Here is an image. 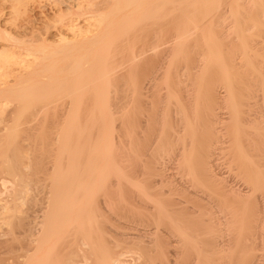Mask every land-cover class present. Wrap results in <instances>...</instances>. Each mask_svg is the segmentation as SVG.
I'll list each match as a JSON object with an SVG mask.
<instances>
[{"label":"bare ground","instance_id":"bare-ground-1","mask_svg":"<svg viewBox=\"0 0 264 264\" xmlns=\"http://www.w3.org/2000/svg\"><path fill=\"white\" fill-rule=\"evenodd\" d=\"M227 1L228 0H107L104 1L102 3L106 6V8H89V9L87 8L88 14L94 13L95 17L98 18L97 22L99 23V26L94 35H90L87 37L85 36V38L81 41V44H79V46L78 45H76V47L73 46L71 50L72 54H70L69 56L67 55L66 57H62L61 59H58L56 57V60H52V61L51 58L55 57L52 56L53 54L52 55L49 54L51 56L47 55V57L42 56L43 61H40L41 64L36 63V65L33 67H31L30 65L29 67H31V69L28 68L30 72H28V74L26 73H24V75L22 74L21 76L23 77L21 76L15 77L14 80L12 79L14 82H11L12 80H9V82L11 83L8 82V79H6L5 76L4 77L6 83L5 80L1 79V81L4 83L0 84V103L1 104L3 103L4 105L3 104L2 105L4 107L0 106V108L1 109L5 107L7 108L8 103L9 104L11 103V107L15 105L14 108L8 106L11 108V109L8 108L9 109L8 112H6V109L1 110L3 111L1 112L2 114L6 113L5 117L4 115L0 114V116L4 117V119L3 118L2 120L0 119V182H2L0 186L3 187V189H1L2 187H0V196L5 195L6 197V198L3 197L4 199L0 198V203H2L3 201L5 202V203L3 202V204H0V221L1 223H3L8 227V229L6 228V231L8 233L5 234H7V236H9L8 234H10V239L11 236L12 239L11 240L7 239L8 238L7 237L6 240L13 241L11 242V244H14L18 240L17 237L15 238V235L17 234L14 233L15 227L17 226V228H19L18 225H20V227L22 228L25 225L24 223L25 219L22 218V215L24 214L25 211L23 212L22 210L23 208L20 209V207H23L24 205L25 206L29 205L31 206V208H33L32 206L38 202V198L36 194L38 193V190L40 191L42 188L49 189V191L46 194V197L44 198L47 203V206L45 208L46 210L44 212V215L42 216L43 217L42 218L43 220L41 222L42 224L40 223L42 225L40 234L37 231L39 235L38 238L36 237L37 236L36 235L34 238L37 239L36 240L33 239L32 241L31 238L33 237L29 235L31 237L30 238L27 235L28 233L25 234L26 230L23 232L24 234L22 233L23 235L25 236L27 235L28 238L31 239L28 241L32 242V243L30 242L32 247L34 244V247L33 248L31 247L32 253L28 254L29 252L27 251H29L30 249L28 250L26 248L27 249L26 253L28 254V256H26L27 259L23 264H125L123 260L124 250L122 249V246L126 248L125 244H127L128 241L129 243L133 242V241L130 242L129 240L132 237L130 238L129 234L119 233L120 231L114 229L115 227L112 224V222L115 221L117 218L126 217L127 215L129 216L138 215L140 220H142V223H144L145 224L144 226L146 227L142 231V234L140 233V235H136L133 238L138 240L136 241V243L142 242V240H144L143 238H148L149 242L148 243L145 242L146 245H144V247H141V245L139 246L135 245L133 248L132 246L133 249L131 252V253H135V252L142 253V256L145 258L143 264L144 263L152 264L154 257L150 256L151 251H153V253L154 252L156 253V257L158 253V255L159 256L161 255L160 257L162 258L164 253L167 252L164 251L165 248L167 250L168 248L167 246H170V248L172 247L173 249V252H168V254L172 253L171 256L176 258L174 259L176 261L172 260L174 264H199L200 261H202V259L199 258H203L205 255L204 254L205 251H202L203 249L200 250L201 247L203 246L201 245L203 242L199 244L201 246L200 249H198L197 248L199 246L198 243L201 241L198 242L196 241V236L194 235V233L193 236L190 232L189 234H191V236L188 235L187 232L188 225L185 227L184 225L185 223H183V221L187 220V219L184 220L183 218L184 217L183 211H187L186 210L187 206H185V208L180 207L183 204L181 205V202L178 203L179 201L178 199L176 203L179 204L180 206L175 204V202L167 204V202L165 201L166 198L162 200L161 199L162 196L157 197L158 194L156 196L154 195L155 193L152 194L151 193V190H153L152 183L150 182L151 183L150 184L148 182L149 180L148 181L146 180V177H148L146 175L147 174L146 171L148 172V170L145 169L146 167H144L143 169V166L141 167V165H139L141 162L143 163L146 162L142 160L143 157L145 158L144 160H146L148 156H151L149 155V153H151L150 151H152L151 150L152 148L154 149V145H152V143L147 142L148 144L143 146L144 148L142 150L143 151L142 154L140 153L141 151L138 153L133 149L134 146L135 148L137 147V145H135L136 144L135 142L137 141V144H139L140 139L141 138L144 139L147 135V131L150 130V123L148 121L150 120V118L148 116H144L148 118L147 119L145 118L146 120H143L144 119L143 114L142 116H138L139 114L137 115L136 113L135 115H133L134 117L130 119L134 121L138 120L137 123L140 121L139 123L142 124L143 132H144L142 136H140L138 133L135 134L134 131H133L134 133L132 131L128 132L127 130L128 120L127 121L125 120V118L128 117V113L130 110L133 111L132 109H134L135 111V108L137 106L141 104L144 105L146 104L144 103L145 101L141 103L144 100L142 99L141 101V98L142 97L144 98V96H146V94L144 95V91H148L147 89L150 86L148 85V87H146L145 89L143 86H141L142 84L140 85L141 79L145 75V70L144 69H142V71L140 70L141 66L144 63V60L147 57V54H145V52L148 51L150 52L151 50L153 51L154 49H155L154 51H156L159 49L158 50L159 53L164 54V52H166L164 48L166 49V47H169L173 43L171 48L174 47V50L172 49L171 52L174 53H172V56L166 54L168 55V59H166V61L170 60V62L169 63L167 62L168 63L167 65L166 63H164L165 66H167L166 68H169L166 69L169 72V70L171 71L170 68L172 67V65L177 63V61L175 60L179 59V54L181 53L182 55H184L182 53V49L183 52L187 51V55L189 54L188 50L190 49L189 47L191 45H189L187 49L186 43L191 44L190 41L195 44L194 45L192 43L194 47L193 51L197 55L196 58L197 59L199 58V60L196 61H199L200 63L199 64L197 62L199 65H197L198 66L197 68L195 66V68L196 69L199 68L201 70L199 71L203 75V76L199 75V78L201 77V79L199 80L201 81L198 80L200 82L198 86L197 83H195L196 87L194 88H196L197 89L196 91H198L196 93L201 94V91L204 89L202 85V79L207 74L218 72L220 73L221 76H224V79L226 78L230 79L234 75L236 77L237 75H240L238 76L237 80L231 78V80L228 79L227 81L226 79L223 81H226V86L229 90L228 92L229 95H227L229 97V100L228 99L226 100L230 101V107L232 108V116L230 117L232 118L230 121L232 122L230 123L232 130L231 142L229 145L230 147L228 146V148H226V152H228V155L232 157L231 162L233 163L235 162L238 165L237 166L238 170L242 169L241 171L240 170L239 171L245 178L247 184L246 187L248 189L246 191V194L240 193L241 190L239 191V193L231 192L232 194L231 197L234 198L235 202L237 201L239 205L240 204L243 205L244 209L243 210L240 209L241 210L240 212H237L236 209H231L230 206L226 204V201L223 200L224 196L221 197V195H219L220 193H218V195L221 198H218L217 197L218 195L215 196L213 194L212 196L211 193H209V195L212 196V202L209 201L210 203L206 204L208 205V207L211 205L210 207L212 208V211L214 209L213 213L210 212L209 215L213 214V216L217 218V219L214 218L213 221L211 217L212 220L211 223L213 225L215 224V227L213 225L211 227H214V229L217 228L214 231L216 237L217 238L218 236L220 237V240L219 239L215 240V237H213L215 241L214 243L217 246L218 250H219L218 244L221 245L225 244L224 242H227L225 245V247L227 248L224 251L229 249L230 245L232 249L233 246L237 245L239 239H237L236 233L239 232L241 233L240 230H242L243 227L242 224L245 222V220L248 219L245 218L246 217L245 215L249 212L250 209L248 208L247 210L245 207L249 205L248 204L249 200L250 199L253 200L252 197L257 198L256 195L259 192L261 194L259 193L260 196L258 197L259 198L263 197L261 199L262 200L264 199V186H263L264 184V56L261 55L263 53L260 54L262 48L264 47V38H262L264 37V35L261 37L262 39L259 38L260 41L257 42L254 41V43L246 42L247 40L252 38L251 37L252 31L250 32V30H253L255 28L254 26H257L256 24L260 22L258 20L259 17L256 19L259 22H257L256 20H255L256 23L252 22L253 25L255 24L252 27L253 29H250L249 27L247 28L246 26V29H249L247 31L242 30L240 28V25H242V23L240 24V22L242 21L244 22V20L238 21L237 27H235L236 25L234 24L235 26L231 32H229L231 30L229 28H228L229 31L224 30L223 27L221 28L220 23L218 24L215 22L217 25L212 23L213 18H209V16H211V13L213 14L215 11H218L219 9L221 10V8H217V7H219L221 3L223 4V2L226 3ZM258 2L260 4L259 7L262 6L261 8L263 9L264 0H258ZM228 3H233L235 5L233 17L235 16L236 19L234 18V21L238 20L239 16L242 17L244 15V9H245L244 7L246 5L244 4L243 1L230 0ZM261 8L259 9L257 7L259 11L261 10ZM245 10H247V7ZM85 11L87 10L85 9ZM224 11L225 10H223V12ZM220 13L223 14L222 12ZM246 14L247 13H245V15ZM261 16H264V14H262ZM263 21L261 22L262 24L260 23L261 27L262 25L264 27ZM236 22L237 21H235V23ZM244 27L245 26L243 23V28ZM261 27L259 30H261ZM257 28H259V26ZM169 30L170 32L172 30V34L173 32L175 33L172 38L173 41H171L172 43L165 42L164 40L165 35L169 34ZM167 37L171 38V36L169 37V35L166 36L167 39L166 41L169 40ZM231 37H233V39H231ZM8 39L10 40V37H8ZM19 43H17L16 40L14 41V45L17 44L18 46L20 45L22 47L31 46L28 45V43L27 44L22 42ZM168 43L170 45H168ZM165 44H167V46H164ZM127 45L131 46V48L130 47L128 48ZM29 48L28 50L31 49ZM171 48H167L166 50H169ZM184 48H186V50ZM0 52H3L2 54H0V58L1 60H3L2 57L5 55L4 54L5 51H0ZM30 52H34V51H30ZM126 52H127L126 55L129 54L128 58H126V60L128 59L130 61L129 69H132L128 71L122 66V64L117 62V58H116L118 54L121 57L122 54ZM167 52L170 54L169 51ZM8 54H11V52L10 53L8 52ZM190 54L192 53L190 52ZM6 57L7 56H4L5 59L4 63L8 62ZM45 58L49 59L50 61L47 65L43 64ZM182 61H180V63ZM185 62L187 63V61ZM1 63L4 64L3 62ZM177 64H175V66L178 68ZM3 66L5 67V65H2L0 70L1 69L4 70ZM175 66H173V68ZM183 68H185L186 71L187 67L183 66ZM175 69L176 68H174V70ZM3 72L5 73V71ZM3 72L2 74H4ZM168 72L165 73H167L168 75ZM176 72L179 73V69ZM174 73H172L173 75L171 76L174 77L175 75ZM4 75L7 76L8 74L6 73ZM177 76L175 77L177 78ZM208 76L209 75H207V77ZM170 79L171 78H169V83L170 81L172 82L174 80L173 78H172L173 80ZM258 79L259 82L257 81ZM116 80H118L119 83L117 81V84H115ZM166 80H168V77L166 78ZM175 80L174 82L179 83L176 84L179 86V87L177 86L178 88H184L182 86L180 87L181 79L179 80V82H177L178 80L177 81ZM204 80L206 83V78L203 79V83ZM25 83L27 84L23 85ZM193 83L194 82H192L191 85H193ZM189 84L187 85V89L190 88L188 87ZM164 86H165L164 89H166L167 85ZM170 86L171 88H173L175 84L173 85V87L171 84ZM191 87L193 88V86ZM167 88H170L169 84ZM187 89L186 91H188ZM234 90H236V92L237 90H241V92L242 91L247 92V93L245 92V95L244 94L242 95L241 93L240 100H245L246 98V100L248 99V101L250 99H255L257 101L254 102L252 101L247 104H245L244 102L243 104L241 103L242 101L241 102L239 101L240 104L238 103V105H235V101L237 99L234 100V97H236ZM179 91L180 89H178V92ZM172 92L170 93L171 96H169L170 94L168 95L167 104L173 102L172 104L176 106L174 107L172 105L171 107L172 108L174 107L175 109L176 107L180 108L181 115L187 117L186 106L188 104L190 105L192 104L191 101L193 100V98L191 101L187 99L188 103H185L186 102L185 99L182 98L183 100H185L182 101V99L181 98H180L181 100L178 99L177 98L178 96L176 97V95L173 98ZM174 93L175 92H173V94ZM150 95H152V93ZM196 95L197 94H195L194 97ZM203 95L204 94H202L201 97ZM205 96L207 97V95ZM209 96L210 94L208 95V97ZM148 97L150 98V96ZM151 97L153 98V96ZM201 97L199 98L200 100ZM259 97H261V99ZM187 98L190 97L187 96ZM58 100H64V101L66 100L67 105H65V102L63 103V105L60 104L61 108L55 105L56 107H58L57 109L60 110L57 113L58 110L55 111L56 108L53 107L52 103H55ZM122 103H124L125 105L123 104L124 106L123 105L121 106L122 108L119 109L121 112H119L117 111V107L119 106V104L121 105ZM147 103L149 102L147 101ZM128 105L130 106L129 108H127ZM196 106L197 105L194 106V109ZM244 106L245 108L247 107V109H245L246 112L243 111ZM139 107L141 108V106ZM166 107L167 109L170 108V106H166ZM189 108L190 106L188 107V109ZM209 108L210 106H208V109ZM167 109L164 110L167 111ZM197 109H199V107ZM197 109H195L196 111L195 110L194 111L197 112L196 114L199 115L198 112L200 111V109L199 110ZM203 109L205 108L203 107ZM208 109L206 107V110ZM136 111L139 112L140 110L136 108ZM194 111L192 112L193 115H194ZM118 112H119V117L121 116L120 117L121 120L117 119L118 117L116 115H118ZM141 112L142 111H140V113ZM166 113L165 115L164 114L163 115L167 116L168 114H170V113L167 114ZM200 113L202 115V112ZM125 114H127V117ZM130 114H134V113L131 112ZM243 114L244 115L247 114V118H245ZM164 116L160 115L159 117L163 118ZM184 116L181 119L185 120ZM204 116H203L204 118L209 119V117H211L212 115L211 113L206 111V114ZM168 117L170 118L169 115L167 116V118ZM23 118H25L26 120L25 119L22 120ZM157 118L158 117H156V122H157ZM165 118L163 119L165 120ZM197 118L199 119L200 117L198 116ZM188 119L189 117L185 121L183 120L186 125L184 126V129H181L180 131L181 132L187 131L186 133L189 132L191 137L189 136L190 140L187 143H185L186 140L185 138L187 137L182 136L180 138L181 142L183 141L182 142L183 144L181 146V149H179V151L177 150L179 153L175 157L180 159V161H178L177 159L178 165L181 168L188 171L187 172L188 174L189 173L190 175L194 174L195 177L199 176L198 178L196 177L195 179L196 181L195 183L198 184V186L199 185L202 186V184H204V182L206 181L207 183H209V185L213 186V188L216 189L220 188L223 185L221 183L223 179L221 180V182L220 180L218 181V179L221 178L216 179V174L215 173L213 174L212 172L213 170L211 169L212 161H211L210 145L208 143L210 149L206 147L207 149L205 150L203 145L202 147L204 148V150L199 149L201 147V142L198 138H195L194 133L196 132V128H194L193 126V124L195 123L190 122ZM191 119L193 121V117H191ZM4 120L5 123L7 124L4 123ZM203 120L204 119L202 118V122ZM211 121L215 126L216 124H221L220 123L221 120L218 119L217 117L215 118V116L211 119ZM10 122H12V124L10 126L4 127L5 129L7 128L6 130L3 129L2 123L3 125H8V123ZM160 122L161 120L159 121V123ZM208 122H210V120ZM190 123L192 125H190ZM157 133H158L157 137H160L159 135H161L162 132L159 131ZM174 133L175 132H173V134ZM181 135L183 134L181 133ZM134 137L136 140V141L134 140L135 142L131 141L134 139ZM159 139L161 140V138ZM194 148L196 150L199 149L198 152L200 151V154L198 153L199 155L197 156V158L195 160L193 159L191 160V158L189 157L186 158L188 152L189 151L192 152ZM123 162L124 164L130 162V164H128L129 166H127V164L124 166L122 165ZM152 171L154 170L152 169ZM155 182L156 181H154V183ZM206 186H208V184ZM127 187L129 190L127 189ZM220 189H218L217 191L223 190L222 188ZM126 191H130L128 194L131 195L130 198L131 202L128 201V203L127 201L125 202L124 199L125 196H123ZM230 191L232 190L230 189ZM221 200L224 201L225 203L222 202ZM257 201H260V199ZM229 202L230 201H228V203ZM235 202L233 203L235 204ZM262 202H264V200ZM260 203L261 202H259L258 204ZM258 206L256 204V207ZM262 207L264 208V206ZM192 208L195 207H191L190 209ZM259 208L257 209L258 211L256 210L257 212L256 216L258 218H260L261 215L264 217L263 208L262 210H260ZM196 209H194V212ZM27 210H29V208ZM188 212H190V210ZM235 213L238 214L240 213V216L239 215L237 216V214ZM191 214L194 215V213ZM191 214L186 215L187 216L186 218H192ZM249 214L250 213H248V216ZM33 218L35 219L36 217ZM27 221H28V217H27ZM22 222L24 224V225L22 224L23 226H21ZM31 222L32 221H29V223ZM208 222L209 221H207V223ZM263 223L264 221L261 222V224ZM31 224L29 226H31ZM33 224H34L33 226H35V223ZM199 224L200 223H198V225ZM149 227L152 228L150 229ZM32 228L33 227L31 226V230ZM3 233L1 235H3ZM162 234L166 238H168L169 236L172 240L170 238L167 240ZM1 235H0V241H2ZM33 235L34 234H32V236ZM158 235H160L161 237L163 236L165 240L161 237L160 238L166 241L164 244L159 243ZM226 235H228L230 238L228 237L227 240H224L223 237ZM237 235L240 237V234ZM23 237L19 239L24 240V238H26ZM28 238H26V240ZM213 238L211 237V239ZM55 239L56 241L54 242ZM211 239L209 238V240ZM6 240L4 241L5 244L7 243ZM217 240H219V242H217ZM204 242L206 243V241ZM8 243L6 244L7 246L5 245L3 246L8 247L9 249L11 244L10 242ZM0 244L2 246V242ZM27 244H28L27 246L29 247L30 246L29 243ZM208 245L209 243L207 244V247H205L206 246L205 245L202 248H204V250H206V248H210V247L212 248V246L208 247ZM12 246L13 245H11V248L13 249ZM127 246L131 248L130 245ZM11 248L9 250H5L6 252L3 254L7 253V255H12V254H8L9 251L12 252ZM190 248L196 250V252H194L193 255L189 253L190 252L189 250H191ZM169 251H171V249ZM208 251L211 250L209 249ZM212 251L214 252L213 249ZM218 253L220 254L221 252ZM3 254H0V257ZM135 254L138 255V253ZM223 254L226 253L223 252ZM240 254L242 255V253ZM142 256L140 255L141 258ZM159 256L158 258H160ZM164 256L163 258H167ZM191 257L193 259L192 262H188L189 258ZM216 257L214 256L215 259ZM2 258L4 259L3 256ZM208 259L211 260V257H208ZM166 260L167 259H164V262ZM168 260L170 262V259ZM167 262L168 261H166V263ZM202 262L204 263V261ZM202 262L201 264H203ZM206 262L207 261L205 260V263ZM226 262L229 263V261ZM0 264H4V261L0 260Z\"/></svg>","mask_w":264,"mask_h":264},{"label":"rangeland","instance_id":"rangeland-1","mask_svg":"<svg viewBox=\"0 0 264 264\" xmlns=\"http://www.w3.org/2000/svg\"><path fill=\"white\" fill-rule=\"evenodd\" d=\"M104 1H107V0H0V51H5L4 52V56H7L6 58H7V63H4V56L2 57L3 58V60H1V58H0V63L1 62H3L4 64H0L1 66H0V68L2 67V65H5V67H4V70L3 69H1L0 70V76H1V74H2V72L3 71H5V73L4 74H8L7 76L6 75H4V74H2V76H1V78H0V84H2V83H4V82H2L1 81V79L2 80H5V77H6V79H8V82H9V80H14L15 79V77H20L22 74L24 75V73H26V74H28V72H30V70H28V68L29 69H31V67H33V66H35L36 65V63L37 64H41L40 63V61H43L42 59H43V57L42 56H46L47 57V55L48 56H51L52 54V56H55V57H53V58H51V61L52 60H56V57L58 58V59H61L62 57H66L67 55L69 56L70 54H72L71 52V50H72V48H73V46L74 47H76V45H78L79 46V44H81V41L85 38V36L87 37V36H90V35H94L95 34V32H96V30H97V28H98V26H99V23L97 22V19L98 18H96L95 17V14L93 13V14H88L87 12H88V9L89 8H106V6L102 3V2H104ZM230 0H228L226 3L225 2H223V4L221 3V5H219V7H217V8H221V10L219 11H215L213 14L211 13V16H209V18H213V22L212 23H214V24H216V23H220V25H221V28L223 27V29L224 30H228L229 31V29H231L229 32H231L232 31V29L234 28V26L235 27H237V25H238V21H242V20H244V22L242 21V22H240V24L242 23V25H240V28L242 29V30H249V29H246V26H247V28L249 27L250 29H253L252 27L255 25H253V23L252 22H255V20L258 18V20L260 21H258V20H256L257 22H259V23H257L256 25L257 26H254L255 28L253 29V30H250V32L252 31V38L251 39H249V40H247L246 42H250V43H254V41L255 42H257V41H260V39H262V38H264V37H262L263 35H264V27H263V25H262V27H261V22L263 21V19H264V16H261L262 14H264V8L262 9L261 7L262 6H260L259 7V2H258V0H241V1H243L244 2V4L246 5L244 8L246 9V7H247V10H248V12H247V10H245L244 8V15H245V13H247L245 16L243 15L242 17L241 16H239L238 17V20H235V21H237L236 23H235V21H234V18H235V16L233 17V15H234V10H235V5L233 4V3H228ZM249 1V2H248ZM247 2V3H246ZM258 3V4H257ZM231 4V5H230ZM222 6V7H221ZM249 6V7H248ZM257 7L260 9L261 8V10L259 11L258 9H257ZM88 8V9H87ZM225 8H227V9H225ZM249 8V9H248ZM85 9L87 10V11H85ZM223 10H225L224 12H223ZM229 10V11H228ZM258 10V11H257ZM105 11H107V10H105ZM104 11V12H105ZM246 11V12H245ZM263 11V12H262ZM213 12V11H212ZM219 12V13H218ZM220 12H222L223 14H221ZM228 12V13H227ZM253 12V13H252ZM261 12H262V14H261ZM227 13V14H226ZM258 13V14H257ZM215 14V15H214ZM225 14H226V16H225ZM220 17H218V16ZM229 15V16H228ZM249 16V17H248ZM252 16V17H251ZM232 17V18H231ZM246 17V18H245ZM215 18V19H214ZM217 18V19H216ZM224 18V19H223ZM241 18V19H240ZM243 18V19H242ZM252 18V19H251ZM232 19V20H231ZM236 19V18H235ZM216 20H219V21H216ZM224 20V21H223ZM254 20V21H253ZM221 21H222V23H221ZM228 21V22H227ZM246 21V22H245ZM216 22V23H215ZM227 22V23H226ZM226 23V24H225ZM233 24V26H232V24ZM243 23H244V28H243ZM246 23V24H245ZM247 23H249V24H247ZM256 23V22H255ZM261 23V24H260ZM263 23H264V21H263ZM223 24H225V25H223ZM235 24V25H234ZM217 25V24H216ZM229 25V26H228ZM259 26V28H257ZM260 27H261V30H259L260 29ZM229 28V29H228ZM257 28V29H256ZM263 28V29H262ZM170 29V28H169ZM6 33V34H5ZM171 34V35H170ZM175 33L173 32V34H172V30H171V32H170V30H169V34H167V35H165V42H171V41H173V35H174ZM169 35V37L171 36V38H168L169 40L168 41H166L167 39H166V36H168ZM261 35V36H260ZM130 36V35H129ZM8 37H10V40L8 39ZM262 37V38H261ZM250 38V37H249ZM256 38V39H255ZM260 38V39H259ZM172 39V40H171ZM231 39H233V37H231ZM247 39H248V37H247ZM255 39V40H254ZM16 40V42L17 43H19V42H22V43H28V45H31V46H28V47H25V46H18L17 44L16 45H14V41ZM20 40V41H19ZM189 42V41H188ZM172 43V42H171ZM190 43L191 44H187L186 43V48L188 49V47H189V45H191L189 48V54L187 55V51L186 52H183V49H182V53L184 54V55H182L181 53V56H180V54H179V59H177V60H175V61H177V63H175V64H177V66H178V68L175 66V64H173L172 65V67L170 68L171 69V71L169 70V72H170V74H169V72L166 70V69H169V68H166L167 66H165V64L164 63H166V65L170 62V60L168 61H166V59H168V55H171L172 56V53H174V52H171V50L173 49L174 50V47L173 48H171L172 47V44L170 45L169 43H168V45H170L169 47H166V49L167 48H171V49H169V50H166L165 48H164V50L167 52V51H169L170 52V54L167 52H164V54L163 53H159V49L158 50H156V51H148V52H145V54H147V57H146V59L144 60V63H143V65L141 66V68H140V70L142 71V69H144L145 70V75H144V77L141 79V82H140V85L141 86H143L145 89H146V87H148V85L150 86V87H148V91H144V95L146 94V96H144V98L142 97L141 98V101H142V99H144L141 103H143L144 101V103H146L145 105L144 104H141V105H139V106H141V108L139 107V106H137L136 108L138 109V110H140V111H142L141 113H140V111L138 112V111H136V108H135V111H134V109H132L133 111H129V113H128V117H127V114H125L126 115V117L127 118H125V120L127 121L128 120V122H127V127L130 129V131H129V129L127 128V130H128V132H135V134H139L140 136H142V134H144V132H143V128H142V124H140L139 122L137 123V121H134V120H130L132 117H134L133 115H135L136 113H137V115L138 116H142V114H143V117L144 116H148L149 118H150V120H148L149 121V123H150V130H148L147 131V135H146V139L144 138V139H140V141H139V144H137V141L135 140V137H134V139L133 140H131V141H134L136 144L135 145H137V147L135 148V146H134V150L136 151V152H140L141 154L143 153V146L144 145H146V144H148V143H152V145H154V149L152 148L151 150L152 151H150L151 153H149V155H151V156H148L147 158H146V160H144L145 158L143 157V161H146L145 163H143V162H141L139 165H141V167L143 166V169H144V167H146L145 169L146 170H148V172L150 173H148L146 170V175L148 176V177H146V180L150 183H152V189L153 190H151V193L152 194H154L155 196L157 195V197H161V199L162 200H164L165 198V201L167 202V204L169 203H174L175 202V204H177L176 202L178 201V203H180L181 202V205L183 204H185L184 206L182 205V206H180L179 204H177L178 206H180V207H184L185 208V206H187L186 207V210L187 211H183V218H184V220L185 219H187V220H185V221H183V223H185L184 225H185V227L187 226V232H188V235H190L191 236V234H192V236H193V233H194V235L196 236V241L198 242V241H201V242H199L198 243V245L200 244V243H202L201 245H203L202 247H204L205 245V247H207V244L209 243V245H208V247H210V246H212V248L210 247V248H206V250H204V248H202L201 247V249H200V246L201 245H197L198 247V249H200V250H202V251H205V255H204V257L203 258H199V259H202V261H204V263L202 262V261H200V263L199 264H201V262L203 263V264H212V263H214V264H227L228 262H226V261H229V263L230 264H256V262H257V264H264V223L263 224H261V222H263L264 220V217L261 215V219L260 218H258L256 215H257V212H256V210L259 208L260 210H262V206H264V202H262L263 200L261 199V198H263V197H261V198H259L258 196H260L259 195V193H257V198H254V197H252L253 198V200L252 199H250L249 200V202H248V206H246L245 208L248 210V208L250 209L249 210V212L248 213H250L251 215H252V217H251V215L249 214V216H248V213H247V210H246V217L245 218H248L247 220H245V222L242 224V230H240L241 231V233L239 232V233H236V236H237V239H239V241H238V243H237V245L236 246H233V249H232V247H231V245H230V247H229V249H227V250H230V251H224L227 247H225V245H226V243L227 242H224L225 244H222L223 245V247H222V245L221 244H218L219 245V250H218V248H217V246L215 245V241H214V238L213 237H215V240L216 239H219L220 240V237L218 236V238L216 237V234H215V231L214 230H216V229H214V227H215V224L213 225L212 223H211V221L213 220L214 221V218H216V217H214L213 216V214H210L209 215V213L210 212H212L213 213V211H214V209H213V211H212V208L209 206L208 207V205H206V204H208V203H210V202H212V196H213V194L215 195V196H217L218 195V193H220L219 195H221V197L222 196H224L223 198V200H225L226 201V204L227 205H229L230 206V208L231 209H236V211L237 212H240L241 210H243L244 209V207H243V205H239V203L236 201L235 202V199L234 198H232L231 196H232V194H231V192H238L239 193V191H240V193H244V194H246V191L248 190L247 189V184H246V180H245V178L243 177V175L241 174V170L242 169H239L238 170V165L235 163H233V162H231L232 161V157L230 156V155H228V152H226V148H228V146L230 145V142H231V124L230 123H232V122H230L231 121V119L232 118H230L231 116H232V108L230 107V101H228L229 100V97L227 96V95H229L228 94V92H229V90H228V88H227V86H226V81H223V80H226V79H224V76H221L220 75V73H218V72H213V73H211V74H207V75H209L208 77H207V75H205L204 76V78L203 79H205L206 78V83H205V80H204V83H205V86H204V83H203V79H202V85H203V90L201 91V94H199V93H196V92H198V91H196L197 89L196 88H194V87H196V85H195V83H197V86H198V84L200 83L199 81H201V80H199V79H201V77L199 78V75L201 76L202 74H201V70L198 68V69H196L198 66L197 65H199L200 63H199V61H196V60H199V58L197 59L196 57H197V55H196V53L193 51V45H192V43L193 42H191L190 41ZM20 44V43H19ZM194 44V43H193ZM226 44V43H225ZM195 45V44H194ZM77 46V47H78ZM164 46H167V44H165ZM32 49H30V48ZM127 47L129 48H131V46H129V45H127ZM4 48V49H3ZM10 48V49H9ZM21 48V49H20ZM28 48L30 49V50H28ZM163 48V47H162ZM186 48H184L185 50H186ZM6 49V50H5ZM13 49V50H12ZM192 49V50H191ZM264 47L262 48V51L260 52V54L261 53H263V54H261V55H263L264 56ZM7 50H8V52L10 53L11 52V54H8V52H7ZM12 50V51H11ZM65 50V51H64ZM74 50V49H73ZM184 50V51H185ZM261 50V49H260ZM29 51V52H28ZM30 51H34V52H30ZM158 51V52H157ZM193 51V52H192ZM14 52V53H13ZM36 52H38L39 53V55H38V53H36ZM66 52H68V53H66ZM156 52V53H155ZM190 52L192 53V54H190ZM3 52H0V54H2ZM29 53V54H28ZM32 53V54H31ZM34 53V54H33ZM55 53H56V55H55ZM59 53V54H58ZM66 53V54H65ZM155 53V54H154ZM186 53V54H185ZM12 54H14V55H12ZM36 54V55H35ZM49 54H51V55H49ZM58 54V55H57ZM127 54V52L126 53H123L122 54V56L120 57V55L118 54L117 56H116V58H117V62L118 63H120V64H122V66L128 71V70H132V69H129V64H130V61L127 59L126 60V58H128V56H129V54L128 55H126ZM152 54V55H151ZM157 54V55H156ZM166 54H168V55H166ZM195 54V55H194ZM9 55V56H8ZM34 55V56H33ZM186 55V56H185ZM192 55H193V57H192ZM2 56V55H1ZM127 56V57H126ZM155 56V57H154ZM184 57V60H183V57ZM188 56V57H187ZM194 56H195V59H194ZM13 57V58H12ZM170 57V56H169ZM188 59H187V58ZM37 58V59H36ZM40 58H41V60H40ZM183 60H181V59ZM9 59V60H8ZM171 59V58H170ZM48 60V61H47ZM172 60V59H171ZM179 60V61H178ZM190 60V61H189ZM258 60H260V59H258ZM47 61V62H46ZM180 61H182L181 63H180ZM185 61H187V63L185 62ZM50 61H49V59H46L45 58V61H44V63L43 64H48ZM168 62V63H167ZM190 62V63H189ZM193 62H195V63H193ZM199 64H198V63ZM197 63V64H196ZM184 64V65H183ZM193 64V65H192ZM195 64V65H194ZM8 65V66H7ZM31 65V67H29ZM187 65V66H186ZM190 65V66H189ZM192 65V66H191ZM7 66V67H6ZM173 66H175L174 68H176L175 70H174V68H173ZM179 66H181V67H179ZM183 66H185V67H187L186 68V71H185V68H183ZM195 66H196V68H195ZM10 67V68H9ZM189 67H191V68H189ZM183 68V69H182ZM193 72H191L189 69ZM193 68H195V69H193ZM11 69V70H10ZM179 69V73L181 74H179L178 72H176L177 70ZM6 70H7V72H6ZM9 70V71H8ZM172 70H173V72H172ZM200 70V71H199ZM127 71H125V72H127ZM188 71V72H187ZM8 72H10V73H8ZM165 72H168V75H167V73H165ZM175 72V73H174ZM12 73V74H11ZM172 73H174L175 75H174V77L173 76H171V75H173ZM177 73V74H176ZM191 73V74H190ZM195 73V74H194ZM200 73V74H199ZM14 74V75H13ZM19 74V75H18ZM164 74H165V76H164ZM184 74V75H183ZM190 74V75H189ZM215 74V75H214ZM218 74V75H217ZM16 75V76H15ZM166 75H167V77H168V80H166ZM170 75V76H169ZM179 77H178V76ZM186 75V76H185ZM188 75H189V77H188ZM5 76V77H4ZM8 76H9V78H8ZM175 76H177V78L175 77ZM185 76V77H184ZM203 76V75H202ZM219 76H220V78H219ZM238 76H240V75H237V77L234 75V76H232L231 78H234V80H237V78H238ZM21 77H23V76H21ZM4 78V79H3ZM169 78H173L174 80L175 79H177V80H175V81H177V82H179V80L181 79V81H180V87L182 86V87H184V88H178L179 86L178 85H176V84H179V83H176V82H174V80L171 82L170 81V83H169ZM189 78V79H188ZM197 80H196V79ZM231 78L229 79V80H231ZM249 78V77H248ZM254 78H255V76H254ZM259 78V77H258ZM170 79V80H171ZM221 79V80H220ZM228 79H227V81H228ZM11 81V82H14V81ZM185 80V81H184ZM190 80V81H189ZM199 80V81H198ZM220 80V81H219ZM117 81L118 80H116L115 81V84H117ZM198 81V82H197ZM258 82H259V79L257 80ZM11 82H9V83H11ZM167 82H168V84H169V87L170 88H167V86H168V84H167ZM186 82H189V83H186ZM192 82H194L193 83V85H191L192 84ZM222 82H224V83H222ZM5 83H6V80H5ZM28 83V82H27ZM27 83H25V84H23V85H26ZM118 83H119V81H118ZM165 83V84H164ZM186 83V84H185ZM163 84V85H162ZM170 84L172 85V87H173V85L175 84V88L173 87V88H171V86H170ZM189 84V86L188 87H190V88H188L187 89V85ZM209 84V85H208ZM225 84V85H224ZM257 84V83H256ZM164 85H167L166 86V89H164L165 88V86ZM184 85H186V86H184ZM193 86V88L191 87V86ZM208 85V86H207ZM178 86V87H177ZM207 86V87H206ZM205 87H206V89H205ZM219 87V88H218ZM188 90V91H186V89ZM217 88V89H216ZM171 89V90H170ZM177 89V90H176ZM178 89H180V93L178 92ZM185 89V90H184ZM152 90V91H151ZM155 90V91H154ZM191 92H190V91ZM204 90H206V91H204ZM207 90H209V91H207ZM212 90H213V92H212ZM217 90V91H216ZM150 91V92H149ZM157 91V92H156ZM175 92L174 94H173V92ZM239 91V92H238ZM146 92H148V93H146ZM172 92V95H173V98H174V96L176 95V97L178 98V99H185L186 100V102L185 103H188V101H187V99L188 100H192V98H193V102L191 101V105L190 104H186L187 106H186V108H187V117H185L184 115V118H185V120L189 117V121L190 122H192V123H195V124H193V126H194V128H196V132L194 133L195 134V138H198L199 140H200V142H201V147L199 148L200 150L201 149H203L204 150V148H205V150L207 149L206 147H208V149H210L211 150V161H212V163H211V169L213 170H211L212 172H213V174L215 173L216 174V179L217 178H221V179H218V181L220 180V182H221V180H222V187H220V188H222L223 190H225V191H217L218 189H220V188H213V186H211V185H209V183H207L206 181L204 182V184H202V186H198V184H196L195 182V179H196V177L198 178L199 176H194V174L192 175H190V173L188 174L187 172L188 171H186L185 169H183V168H181L179 165H178V161H180V159L179 158H175L176 157V155L179 153L178 151H179V149H181V146H182V142H181V140H180V138L182 137V136H185V137H187V138H185L186 140H185V143H187L190 139V137H191V135H190V133L188 132V133H186L187 131H185V132H181L180 130L181 129H184V126L186 125L185 123H184V119H181V118H183V116L181 115V113H180V108H177L176 107V109L174 108L176 105H174V104H172V103H170V104H167L168 103V95L170 94ZM185 92V93H184ZM192 92H194V93H192ZM204 92V93H203ZM234 92H235V96L236 97H234V100H236L235 101V105H238V103H239V101L241 102V103H245V104H247V103H249V102H254V101H257V100H255V99H250L249 101H248V99L246 100V98H245V100L247 101H245V100H240V95H241V93H242V95L244 94L245 95V92L244 91H242L241 92V90H237V92H236V90H234ZM152 93V95H150V94ZM157 93V94H156ZM176 93H178V94H176ZM188 93V94H187ZM206 93V94H205ZM208 93V94H207ZM227 93V94H226ZM247 93V92H246ZM159 94V95H158ZM161 94V95H160ZM179 94H180V96H179ZM184 94V95H183ZM195 94H197L195 97H194V95ZM199 94V95H198ZM202 94H204L202 97H204V98H202L201 97V95ZM210 94V96L208 97V95ZM219 94V95H218ZM233 94V93H232ZM157 95V96H156ZM166 95V96H165ZM193 95V96H192ZM205 95H207V97L205 96ZM213 95V96H212ZM234 95V94H233ZM148 96H150V98H151V100H150V98L148 97ZM151 96H153V98L151 97ZM157 98H159V99H157ZM160 96V97H159ZM169 96H171V94L169 95ZM187 96L188 97H190V98H187ZM192 96V97H191ZM201 97V100L199 99L200 97ZM219 96V97H218ZM146 97V98H145ZM148 97V98H147ZM163 97H166V98H163ZM214 97V98H213ZM172 98V97H171ZM197 100H196V99ZM218 98H219V100H218ZM239 98V99H238ZM260 99H261V97H259ZM163 99V100H162ZM165 99V100H164ZM180 99V100H181ZM182 99V101H185V100H183ZM198 99H199V101H198ZM214 99V100H213ZM226 99H228V100H226ZM259 99V100H260ZM153 100V101H152ZM179 100V101H180ZM206 100H207V103H206ZM212 100V101H211ZM147 101L149 102V103H147ZM160 101V102H159ZM174 101V100H173ZM197 101V102H196ZM216 101V102H215ZM227 101V102H226ZM65 102V105H67V101L65 100H58L57 102H55V103H52V105H53V107L54 108H56V110L55 111H57L58 109V107H56L55 105H57V106H59L60 107V104H62L63 105V103ZM164 102V103H163ZM166 102V103H165ZM196 102V103H195ZM205 102V103H204ZM210 102V103H209ZM213 102V103H212ZM215 102V103H214ZM236 102H237V104H236ZM160 103H161V105H160ZM202 103V104H201ZM243 103V104H244ZM3 104V103H2ZM1 103H0V106L2 107L3 105H2ZM124 103H122L121 105L119 104V106L117 107V111H119V112H121L119 109H121L122 107V105H123ZM133 104V103H132ZM151 104V105H150ZM167 104V105H166ZM206 104V105H205ZM211 104V105H210ZM216 104V105H215ZM240 104V103H239ZM252 104V103H251ZM125 105V104H124ZM123 105V106H124ZM131 105V104H130ZM143 105V106H142ZM157 105V106H156ZM174 106L173 108L171 107V106ZM195 105H197L196 107L198 108L199 107V109H200V111L198 112L199 113V115L198 114H196L197 112H195L196 110L195 109H197L196 107H195V109H194V106ZM214 105V106H213ZM8 106H10L11 107V103L9 104L8 103ZM7 106V108L5 107V108H0V114L1 115H4V117H5V114L6 113H4V114H2L1 112H3V111H1V110H3V109H6V112H8V108H10V107H8ZM157 108H156V107ZM164 106H165V108H164ZM166 106H170V108H168L167 109V107ZM190 106V110L188 109V107ZM205 108V109H203V107ZM208 106H210V108L208 109ZM212 106H213V108H212ZM4 107V106H3ZM13 108L15 107V105H13L12 106ZM11 107V108H12ZM120 107V108H119ZM130 106L128 105L127 106V108H129ZM143 107V108H142ZM147 107V108H146ZM159 107H160V109H159ZM193 107V108H192ZM206 107H207V109L208 110H206ZM10 108V109H11ZM61 108V107H60ZM131 108H132V106H131ZM140 108V109H139ZM146 108V109H145ZM154 108V109H153ZM162 108V109H161ZM150 109V110H149ZM152 109V110H151ZM164 109H167V111H165ZM179 109V110H178ZM192 109H194V110H192ZM199 109H197V110H199ZM205 111H203V110ZM213 109V110H212ZM243 111L244 112H246V110L245 109H247V107L245 108V106L243 107ZM154 110H156V111H154ZM177 110V111H176ZM211 110V111H210ZM60 110H58L57 111V113L59 112ZM144 111V112H143ZM170 113V114H168L169 116H170V118L168 117L167 118V116H164L165 115V113ZM194 111V115H193V112ZM206 111H208L209 113H211V117H209V119L208 118H204L205 116V114H206ZM119 112H118V115H116L118 118L117 119H119V120H121L120 119V117H119ZM134 113V114H130V113ZM178 112V113H177ZM200 112H202V115L204 116H202L201 115V113ZM150 113V114H149ZM157 113V114H156ZM162 113V114H161ZM166 113V114H167ZM192 113V114H191ZM147 114H149V115H147ZM164 114V115H163ZM164 116L163 118H165V120L163 119V118H161V117H159V116ZM181 115V116H180ZM218 115V116H217ZM244 115V114H243ZM172 116H173V118H172ZM200 117L199 119L197 118V117ZM215 116V118L217 117L218 119H220L221 121H220V123L221 124H216V126L212 123V121H211V119L213 118ZM245 116V118H247V114H245L244 115ZM4 117L3 116H0V119L2 120V118L4 119ZM147 117V118H148ZM156 117H158L157 118V122H158V124H157V122H156ZM191 117H193V121H192V119H191ZM196 117V118H195ZM208 117V116H207ZM124 118V117H123ZM136 118V117H135ZM146 117H144V119L143 120H146L145 119ZM175 118V119H174ZM197 119V120H195V119ZM202 118L205 120H203V122H202ZM230 118V119H229ZM242 118H243V116H242ZM25 118H23L22 120H24ZM169 119V120H168ZM21 120V121H22ZM26 120V119H25ZM153 120V121H152ZM161 120V122L159 123V121ZM184 120V121H183ZM199 120H201V121H199ZM210 120V122L213 124H211L210 122H208V121ZM163 121V122H162ZM179 121V122H178ZM183 121V122H182ZM195 121V122H194ZM153 122V123H152ZM181 122V123H180ZM4 123H5V120H4ZM155 123V124H154ZM165 123V124H164ZM209 123V124H208ZM5 124H7V123H5ZM12 124V122H10V123H8V125H3V123H2V126H3V129H5L4 127H6V126H10ZM205 124V125H204ZM133 125V126H132ZM158 125V126H157ZM161 125H162V127H161ZM190 125H192L191 123H190ZM160 126V127H159ZM164 126V127H163ZM168 126V127H167ZM203 126V127H202ZM205 126V127H204ZM206 126H208V127H206ZM209 126H212V127H216L215 129L214 128H212V127H209ZM138 127V128H137ZM152 127V128H151ZM200 127V128H199ZM202 127V128H201ZM2 128V127H1ZM160 128H161V130H160ZM167 128V129H166ZM7 129V128H6ZM5 129V130H6ZM133 129V130H132ZM135 129V130H134ZM163 129V130H162ZM169 129V130H168ZM203 129V130H202ZM126 130V131H127ZM176 130V131H175ZM162 132L161 133V135H159L160 137H157V132ZM178 131V132H177ZM197 131H198V134H197ZM133 132V133H134ZM173 132H175L174 134H173ZM210 132V133H209ZM164 133V134H163ZM181 133L183 134V135H181ZM151 134V135H150ZM185 134V135H184ZM188 134V135H187ZM144 136V135H143ZM190 136V137H189ZM151 137V138H150ZM159 139V138H161V140L159 139V140H157V139ZM179 139V140H178ZM188 139V140H187ZM142 140V141H141ZM144 140V141H143ZM202 140V141H201ZM154 141V142H153ZM148 142V143H147ZM179 142V143H178ZM202 142H204V143H202ZM175 143V144H174ZM206 143H207V145H208V143H209V145H210V148H209V145L207 146L206 145ZM142 146H141V145ZM178 144V145H177ZM139 145V146H138ZM202 145L204 146V148L202 147ZM141 146V147H140ZM157 147V148H156ZM160 149H159V148ZM230 147V146H229ZM165 149V150H164ZM199 149H193L192 150V152L191 151H189L188 152V155L186 156V158H191V160L193 159V160H195L196 158H197V156L200 154V151L198 152V150ZM176 150V151H175ZM178 150V151H177ZM195 151V152H194ZM190 153H192V154H190ZM199 153V154H198ZM191 156H190V155ZM193 156V157H192ZM153 160H152V159ZM177 159H178V161H177ZM127 161V160H126ZM163 163V164H162ZM127 164V166H129L128 164H130V162H127V163H125L124 164V162H123V164L122 165H126ZM153 165V167H152V165ZM164 165V166H163ZM166 168V169H165ZM240 168V167H239ZM132 169V168H131ZM142 169V170H143ZM152 169L154 170V171H152ZM133 170V169H132ZM160 170V171H159ZM131 171V170H130ZM149 174V175H148ZM155 175V176H154ZM166 175V176H165ZM149 176H151V177H149ZM159 176V177H158ZM218 176V177H217ZM166 177V178H165ZM147 178H149V179H147ZM161 178H163V179H161ZM214 178H215V176H214ZM153 180V181H151V180ZM154 181H156L155 183H154ZM225 184H224V183ZM150 183V184H151ZM154 183V184H153ZM158 183V184H157ZM2 184V182H0V185ZM208 184V186H206V185ZM157 188H156V187ZM231 188H230V187ZM263 186H264V184H263ZM0 187H2V186H0ZM224 187V188H223ZM226 187V188H225ZM233 187V188H232ZM159 188V189H158ZM161 188V189H160ZM206 188V189H205ZM212 188V189H211ZM228 188V189H227ZM235 188V189H234ZM236 188H238V189H236ZM241 188V189H240ZM1 189H3V187L1 188ZM41 189V188H40ZM127 189H128V187H127ZM213 189H215V190H213ZM230 189L232 190V191H230ZM129 190V189H128ZM161 190V191H160ZM221 190V189H220ZM235 190V191H234ZM49 191V189L48 188H46V189H44V188H42L40 191L38 190V193H36L37 194V198H38V202L37 203H35L32 207L33 208H31V206H29V205H24L23 207H20V209H22L23 210V212H24V214L22 215V218H24L23 220H24V223H25V225H26V228H25V225L23 224V222L21 223V226H23L24 225V227H20V225H18V227L19 228H17V226L15 227V229H14V233H17L16 235H15V238L17 237V242H15L14 244H11V242H13V241H10L11 239H12V236H11V239H10V234H8L9 236H7V234H5V233H8L7 231H6V228L8 229V227L6 226V225H4L3 223H1V221H0V228H2V229H0V235L3 233V235H1L2 236V238H1V240L2 241H0V243L2 242V246H1V244H0V254H3V253H5L6 251L5 250H9L10 248H11V245H13L12 247H13V249H12V252L11 251H7L8 252V254H12V255H7V253L6 254H3V255H1V257H0V260H3L4 261V264H10V262H11V264H23L25 261H26V259H27V257L26 256H28V254H30V253H32V248L34 247V244H33V247L31 246V244H30V242L28 241V240H31L32 239V241H33V239H37L38 238V232H39V234H40V230H41V227H42V216L44 215V212H45V208H46V206H47V203H46V201H45V197H46V194H47V192ZM174 191V192H173ZM214 191H216V192H213ZM130 191H126L125 193H127V194H125L124 193V195L123 196H125V202L127 201V203H128V201L129 202H131L130 200V198H131V195L130 194H128ZM162 192V193H161ZM179 192V193H178ZM209 193H211V195H209ZM225 195H224V194ZM161 194V195H160ZM165 194V195H164ZM169 194V195H168ZM174 194V195H173ZM176 194V195H175ZM178 194V195H177ZM180 194V195H179ZM183 194V195H182ZM223 194V195H222ZM261 194V193H260ZM167 195V196H166ZM219 195L217 196L218 198H221V197H219ZM228 195H230V196H228ZM6 196H7V194H6ZM165 196V197H164ZM182 196V197H181ZM211 196V197H210ZM228 196V197H227ZM6 198L5 197V195L3 196V195H1L0 196V198L1 199H4V198ZM171 199H170V198ZM226 197V198H225ZM232 199H231V198ZM234 197V196H233ZM41 198V199H40ZM179 198H181V199H179ZM209 198H210V200H209ZM178 199V200H177ZM207 199H208V201H207ZM260 199V201H257V200H259ZM42 200V201H41ZM44 200V201H43ZM181 200V201H180ZM234 200V201H233ZM169 201V202H168ZM184 201V202H183ZM210 201V202H209ZM222 201V200H221ZM228 201H230L229 203H231V204H229L228 203ZM232 201V202H231ZM256 201V202H255ZM4 202V201H3ZM3 202L2 203H0V204H3ZM222 202H224V201H222ZM233 202H235V204L233 203ZM259 202H261L260 204H258ZM5 203V202H4ZM225 203V202H224ZM257 204V206L258 207H256V204ZM226 204H225V206H226ZM262 204V205H261ZM191 205V206H190ZM198 205V206H197ZM206 205V206H205ZM215 205V204H214ZM213 205V206H214ZM238 205V206H237ZM252 205H254V206H252ZM191 207H195V208H192V209H190ZM253 207V208H252ZM262 207V208H261ZM29 208V210H27ZM31 208V209H30ZM187 208H189V209H187ZM196 208H198V209H196ZM211 210H209V209ZM229 208V207H228ZM194 209H196L195 210V212H194ZM241 209V210H240ZM190 210V212H188ZM192 210V211H191ZM196 211H198V212H196ZM250 211H252V212H250ZM258 211V210H257ZM263 211H264V208H263ZM29 214H27V213ZM191 213H194V215H196V216H194L193 214H191ZM264 213V212H263ZM28 216H27V215ZM189 214H191V217L192 218H186L187 216L186 215H189ZM198 214V215H197ZM216 214H218V213H216ZM235 214H237V216L239 215L240 216V213L238 214V213H235ZM27 216L28 217V221H27V217H25V216ZM201 215V216H200ZM215 215V214H214ZM24 216V217H23ZM199 216V217H198ZM216 216V215H215ZM218 216V215H217ZM33 217H36L35 219L33 218ZM194 217V218H193ZM211 217H212V220H211ZM227 217V216H226ZM228 217H229V215H228ZM263 217V218H262ZM202 220H201V219ZM208 219V220H207ZM217 219V218H216ZM215 219V220H216ZM252 219V220H251ZM260 219V220H259ZM263 220V221H262ZM29 221H32L31 223H29ZM35 221H37V222H35ZM207 221H209L208 223H207ZM248 221V222H247ZM26 222H28V223H26ZM200 223L201 224V227H200V224L198 225V223ZM33 223H35V226H33L34 224ZM41 223V224H40ZM187 223V224H186ZM204 223H207V224H204ZM3 224V225H2ZM23 224V225H22ZM31 224V226L33 227L32 228V230H31V226H29ZM40 224V225H39ZM112 224L114 225V229L115 230H117V231H120L119 233H124V234H129V237L132 239H129L130 240V242L131 241H133V242H131V243H129V241H128V243L127 244H125V247L126 248H124V246H122V249L124 250H122L123 252H124V256H123V260H124V262H125V264H143V262L145 261V258L142 256V253H139V252H135V253H138V255L137 254H135V253H131L132 252V249L134 248V246L135 245H141V247H144V245H146L145 244V242L146 243H148L149 242V240H148V238H143L144 240H142V242H137V243H139V244H137L136 243V241H138V240H136V239H134L133 237L134 236H136V235H140V233L142 234V231L146 228L144 225V223H142V220H140V218H139V216L138 215H133V216H129V215H127L126 217H121V218H117L115 221H113L112 222ZM190 224V225H189ZM214 226V227H211V226ZM217 225V224H216ZM29 226V227H28ZM204 226V227H203ZM246 226V227H245ZM218 227V226H217ZM35 228V229H34ZM37 228V229H36ZM113 228V227H112ZM150 229L152 228V227H149ZM154 228V227H153ZM160 228H162V227H160ZM191 228V229H190ZM195 228V229H194ZM3 229H4V231H3ZM212 229H213V231H212ZM26 230V233L25 234H27L28 236L29 235H31V237H33V238H31L30 236V238L31 239H29L28 238V236L26 237L25 235H23L24 233V231ZM30 230V231H29ZM36 230V231H35ZM139 230V231H138ZM162 230H164V229H162ZM161 230V231H162ZM189 230V231H188ZM191 230V231H190ZM38 231V232H37ZM160 231V232H161ZM197 231V232H196ZM2 232V233H1ZM30 232V233H29ZM33 232H36V233H33ZM107 232H108V230H107ZM189 232L191 233V234H189ZM208 232V233H207ZM23 233V234H22ZM163 233V232H162ZM197 233V234H196ZM32 234H34L33 236H32ZM207 234V235H206ZM209 234V235H208ZM212 234V235H211ZM237 234H240V237L237 235ZM37 235V236H36ZM132 235V236H131ZM163 235V234H162ZM198 235V236H197ZM202 235V236H201ZM203 235H204V238H203ZM206 235V236H205ZM4 236V237H3ZM26 237V238H28L27 240H26V238H24V237ZM37 237V238H34V237ZM128 236V235H127ZM159 237H158V239H159V243H162V244H164L166 241H164L165 239L163 238V236L161 237L160 235H158ZM8 237V238H7ZM21 237H23L24 238V240H25V242H24V240L23 239H19V238H21ZM163 238V239H161V238ZM165 237V236H164ZM197 237H198V240H197ZM200 237V238H199ZM211 237L213 238V239H211ZM225 237V238H224ZM223 237V239L224 240H227L228 239V235H226V236H224ZM4 238V239H3ZM6 238L7 239H10V240H6ZM166 238V237H165ZM170 237L168 236V238H166L167 240L169 239ZM174 238V237H173ZM207 238V239H206ZM209 238L211 239V240H209ZM230 238V237H229ZM233 238V237H232ZM135 241H134V240ZM161 239V240H160ZM171 239V238H170ZM201 239V240H200ZM203 239H204V241H206V243L203 241ZM7 241V243L8 242H10V247H9V249H8V247H5V246H7L5 243H4V241ZM172 240V239H171ZM213 240V241H212ZM219 240H217V242H219ZM230 240H232V239H230ZM241 240V241H240ZM27 241V242H26ZM56 241V239L54 240V242ZM208 241V242H207ZM24 242V243H23ZM211 242H213V243H211ZM26 243V244H25ZM27 243H29V247L27 246L28 244ZM32 243V242H31ZM136 243V244H135ZM240 243V244H239ZM9 244V243H8ZM131 244H133V245H131ZM143 244V245H142ZM3 245H5V246H3ZM15 245V246H14ZM127 245H130L131 246V248L130 247H128ZM234 245V244H233ZM132 246H133V248H132ZM239 246V247H238ZM2 247V248H1ZM5 249H4V248ZM18 247V248H17ZM32 247V248H31ZM128 247V248H127ZM168 248H167V250H166V248H165V250L164 251H167L166 253H167V255H166V253H164V257H167V258H163V256H162V258L158 255V253H157V257H156V253L154 252L153 253V251H151L150 252V256H152V257H154L153 258V262H152V264H174L173 262H172V260H174V259H176V258H174V257H172L171 256V254H168V252H173V249H172V247L170 248V246H167ZM7 248V249H6ZM21 248H22V250H21ZM29 250V251H27V252H29L28 254L26 253V250L27 249ZM235 248V249H234ZM237 248V249H236ZM3 249H4V251H3ZM17 249V250H16ZM171 249V251H169ZM191 250H189L190 252V254H194V252H196V250H193L192 248H190ZM211 250V251H208V250ZM212 249L214 250V252L212 251ZM128 250H131V251H128ZM193 250V251H192ZM13 251H14V253L15 252H17V253H19V254H17V253H13ZM31 251V252H30ZM45 251V250H44ZM121 251V250H120ZM216 251H217V253H216ZM232 251V252H231ZM130 254H129V253ZM193 252V253H192ZM218 252H221L222 254H223V252L224 253H226V254H219ZM230 252V253H229ZM235 252V253H234ZM247 252V253H246ZM207 253V254H206ZM228 253V254H227ZM240 253H242V255L240 254ZM244 253V254H243ZM209 254V255H208ZM233 254V255H232ZM249 256H248V255ZM6 255V256H5ZM13 255H15V256H13ZM18 255V256H17ZM140 255L142 256V258H144V259H142L141 257H140ZM211 257V260L210 259H208V257ZM210 255H212V256H210ZM220 255H221V258H220ZM248 257H246V256ZM2 256L4 257V259L2 258ZM25 256V257H24ZM158 256L161 258H158ZM168 256H170V257H168ZM214 256L216 257H218V258H220V259H218L217 257H216V259L214 258ZM230 256V257H229ZM236 256V257H235ZM239 256V257H238ZM140 259H139V258ZM156 257V258H155ZM227 257V258H226ZM229 257V258H228ZM238 257V258H237ZM247 259H246V258ZM253 257V258H252ZM18 258V259H17ZM213 258V259H212ZM231 258V259H230ZM235 258V259H234ZM237 258V259H236ZM244 258V259H243ZM164 259H167L166 261H168L167 263H166V261L164 262ZM168 259H170V262H169V260ZM190 259H191V261H190ZM208 259V260H207ZM227 259V260H226ZM241 259V260H240ZM243 259V260H242ZM19 260V261H18ZM143 260V261H142ZM192 257L191 258H189V260H188V262H192ZM205 260L207 261L206 263H205ZM221 260V261H220ZM226 260V261H225ZM230 260H231V262H230ZM234 260V261H233ZM247 260V261H246ZM6 261V262H5ZM174 261H176V260H174ZM198 261V262H199ZM209 261H210V263H209ZM243 261V262H242ZM221 262V263H220ZM235 262V263H234ZM228 263V264H229ZM145 264V263H144Z\"/></svg>","mask_w":264,"mask_h":264}]
</instances>
